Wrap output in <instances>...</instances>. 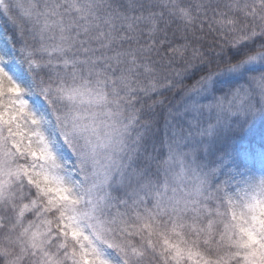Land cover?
<instances>
[{"label":"trees","instance_id":"16d2710c","mask_svg":"<svg viewBox=\"0 0 264 264\" xmlns=\"http://www.w3.org/2000/svg\"><path fill=\"white\" fill-rule=\"evenodd\" d=\"M1 1L0 264H264V0Z\"/></svg>","mask_w":264,"mask_h":264},{"label":"rangeland","instance_id":"374dc122","mask_svg":"<svg viewBox=\"0 0 264 264\" xmlns=\"http://www.w3.org/2000/svg\"><path fill=\"white\" fill-rule=\"evenodd\" d=\"M2 1L0 0V3H1ZM228 101L229 102H227L226 103V109H228L230 106H231V102L233 101V103H237V107L239 108L240 106H243V103L241 104V100L240 99H237V100H233L232 98H230V99H228ZM237 101V102H236ZM232 103V104H233ZM240 103V105H238ZM232 106H235V105H232ZM194 171V170H193ZM191 186V185H190ZM112 189V190H111ZM111 189H110V192H112V193H116V191H115V189H114V187L112 188L111 187ZM3 227V226H2ZM14 230V228L12 229V226H9L8 227V225H6V230H2V231H4V233H3V235H4V237H7V236H11V234H13V233H15V231H13ZM30 239V244H29V246H27L26 247V249H32L34 246H35V240H34V238L32 237V238H29ZM22 251V254H20V252H19V255L18 256H16V260H15V264H19L18 263V261L21 263V261H24L26 258H25V250H21ZM38 252H39V250L38 251H36V252H32L31 254H30V257H31V259H32V261H35V258L36 257H38ZM41 252V251H40ZM143 253L145 252V251H142ZM152 254V253H151ZM143 256V258H144V256H146V255H142ZM148 256V255H147ZM152 256L150 255L149 256V261H151L152 260ZM29 264V263H28Z\"/></svg>","mask_w":264,"mask_h":264}]
</instances>
